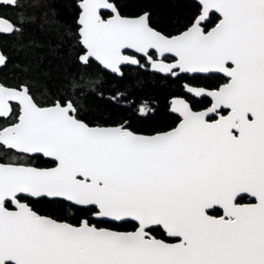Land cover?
<instances>
[{
  "label": "snow or ice",
  "instance_id": "snow-or-ice-1",
  "mask_svg": "<svg viewBox=\"0 0 264 264\" xmlns=\"http://www.w3.org/2000/svg\"><path fill=\"white\" fill-rule=\"evenodd\" d=\"M26 7L59 5L0 0V35L23 37ZM75 8L80 81H0V264H264V0ZM126 68L178 91L161 111Z\"/></svg>",
  "mask_w": 264,
  "mask_h": 264
},
{
  "label": "trees",
  "instance_id": "trees-1",
  "mask_svg": "<svg viewBox=\"0 0 264 264\" xmlns=\"http://www.w3.org/2000/svg\"><path fill=\"white\" fill-rule=\"evenodd\" d=\"M77 0H56L59 5L57 15L53 17L43 7H26L31 16L23 37L3 36L1 49L7 53L10 62L1 70V80L6 83H17L19 80L31 77L34 82V91L38 98L45 97L49 89L53 92L66 85L72 77L80 81L83 69L77 67L78 61L75 59L77 41L70 34L73 28V17L77 15L75 8ZM121 5V11L125 15L136 14L141 6H148L157 3L158 0H117ZM24 3L31 5L36 0H24ZM163 10L157 9L154 21L165 24H176L180 19L179 10L171 14H161ZM37 49L41 59L36 61L31 55L26 54V46L30 45ZM95 67V64L94 66ZM27 69V70H26ZM126 74H131L128 82L129 91H133L139 100H147L153 106L159 107L163 111L167 104L170 91L177 90L166 86L164 82L144 74L131 73L130 69H125ZM92 79L99 80L95 85L96 92L107 94L113 89L115 82L111 77H105L98 73L92 74ZM124 91L125 88H121ZM85 92L81 96L82 104L87 107L90 103L91 91L88 88L80 89ZM147 130L154 126L153 121H146L138 125Z\"/></svg>",
  "mask_w": 264,
  "mask_h": 264
},
{
  "label": "flooded vegetation",
  "instance_id": "flooded-vegetation-1",
  "mask_svg": "<svg viewBox=\"0 0 264 264\" xmlns=\"http://www.w3.org/2000/svg\"><path fill=\"white\" fill-rule=\"evenodd\" d=\"M75 2H77V1H75ZM75 5H76V3H75ZM78 14V13H77ZM3 36H5V35H0V50H2L1 49V40H2V38H3ZM3 51V50H2ZM4 68V66H2V67H0V73H1V70ZM0 81H2L1 80V75H0Z\"/></svg>",
  "mask_w": 264,
  "mask_h": 264
},
{
  "label": "water",
  "instance_id": "water-1",
  "mask_svg": "<svg viewBox=\"0 0 264 264\" xmlns=\"http://www.w3.org/2000/svg\"><path fill=\"white\" fill-rule=\"evenodd\" d=\"M76 4H78V0H77ZM77 15H78V14H77ZM0 67H2V66H0Z\"/></svg>",
  "mask_w": 264,
  "mask_h": 264
}]
</instances>
